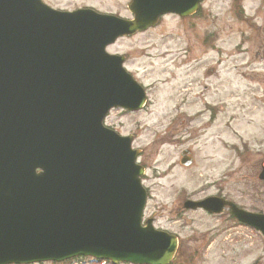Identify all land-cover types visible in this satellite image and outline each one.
<instances>
[{"label":"water","instance_id":"water-1","mask_svg":"<svg viewBox=\"0 0 264 264\" xmlns=\"http://www.w3.org/2000/svg\"><path fill=\"white\" fill-rule=\"evenodd\" d=\"M203 1L130 0L128 20L0 0V264L171 261L175 237L142 225L145 170L133 137L103 124L111 109L140 110L146 100L125 58L106 47L165 14L191 16ZM225 205L264 235V214L217 198L185 203L214 213Z\"/></svg>","mask_w":264,"mask_h":264},{"label":"rangeland","instance_id":"rangeland-1","mask_svg":"<svg viewBox=\"0 0 264 264\" xmlns=\"http://www.w3.org/2000/svg\"><path fill=\"white\" fill-rule=\"evenodd\" d=\"M48 2L129 16L128 0ZM107 51L126 56L125 68L147 91L142 110L114 109L105 125L132 135L140 150L149 195L145 218L154 216L156 228L171 230L178 218L192 222L184 234L215 224L201 211L182 209L183 199L201 194L207 181L220 179L223 192L237 198L240 177L255 173L249 184L264 191L256 183L264 162V0H206L195 15H165L156 27L121 38ZM187 148L194 156L189 168L180 164ZM209 160L210 177L204 170ZM262 201L241 203L264 211ZM188 255L178 253L174 264H264V238L234 228L191 262ZM64 264L104 263L76 258Z\"/></svg>","mask_w":264,"mask_h":264},{"label":"flooded vegetation","instance_id":"flooded-vegetation-1","mask_svg":"<svg viewBox=\"0 0 264 264\" xmlns=\"http://www.w3.org/2000/svg\"><path fill=\"white\" fill-rule=\"evenodd\" d=\"M47 4L51 5L54 8H58L56 5H52L48 2V0H44ZM83 7H90L94 8L95 10L101 11L100 9L94 7V6H77L75 8H83ZM72 10V9H71ZM243 156V155H241ZM187 157L191 158L192 164L194 161V157L192 155V152H189L187 154ZM213 161L209 160L205 164L204 170L207 172L208 176L210 177V171L213 168ZM260 170L264 167V162L260 165ZM259 175V174H258ZM255 173H252L251 175H243L240 177V188L236 191L239 196L237 198L230 197L226 193L223 192V184L218 179L217 181H212L205 183L202 187V193L201 194H193L190 195L188 199L194 198L196 200L205 199L207 197H219L224 198L225 200L232 201L235 204H237L240 208L247 210L252 213H264L262 209H256L255 206L248 207L247 205H243L241 201H252L253 203L258 201H262V204L264 205V191L262 192L260 187L254 188V186L250 185V182L255 181ZM261 186L264 190V182L258 180ZM245 187L248 189L246 190ZM262 192V193H261ZM186 198V199H187ZM185 199V200H186ZM242 199V200H239ZM202 212V214L209 218H216L215 224H213L211 227L203 231L202 233H197L195 231L191 230V233L184 234L186 229H189L192 225V222L188 221L187 218L184 219L182 222L180 219L176 221L172 227V232L175 233V235L178 238V251L183 253H188L190 258H195V254H200L202 252H206L212 248V246L219 241L228 231L234 229V228H243L250 230L252 232H255V229L239 222L231 213V210L229 207H226L223 209V212L220 214H211L204 210H199ZM185 213H183V216ZM153 220H156L154 217H152ZM174 228L176 230H174ZM230 236V233H229ZM255 264V263H254Z\"/></svg>","mask_w":264,"mask_h":264}]
</instances>
